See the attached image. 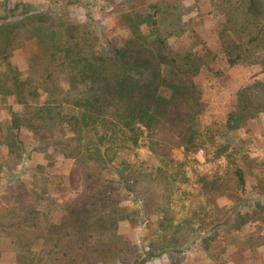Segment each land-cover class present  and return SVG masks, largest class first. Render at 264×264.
<instances>
[{
    "label": "trees",
    "instance_id": "obj_1",
    "mask_svg": "<svg viewBox=\"0 0 264 264\" xmlns=\"http://www.w3.org/2000/svg\"><path fill=\"white\" fill-rule=\"evenodd\" d=\"M83 2L46 0L34 8L0 0V103L7 112L0 120V262L146 264L183 253L199 236L209 250L220 230L235 222L236 229L248 221L264 223V196L244 214L214 205V215L178 216L172 205L179 174L185 177L183 168L206 146L226 153L238 189L245 186L238 144L218 143L215 126L201 123L205 103L194 80L208 58L192 50L173 53L167 44L180 27L172 13L178 3L122 11L117 19L128 36L100 43L94 19L88 14L79 22L69 11ZM212 2L224 17L217 33L226 63L264 72V0ZM29 41L36 50L19 70L11 54ZM261 91L256 103L238 94L227 127L239 128L264 112V86ZM141 147L160 165L139 160L134 151ZM176 148L182 149L181 162L172 158ZM32 153L72 163L69 180L77 184L69 198L64 179L41 164L26 183L17 169ZM199 180L215 197L224 195L214 181ZM123 221L148 223L141 251L118 233Z\"/></svg>",
    "mask_w": 264,
    "mask_h": 264
},
{
    "label": "rangeland",
    "instance_id": "obj_2",
    "mask_svg": "<svg viewBox=\"0 0 264 264\" xmlns=\"http://www.w3.org/2000/svg\"><path fill=\"white\" fill-rule=\"evenodd\" d=\"M16 2L26 3L34 8L46 5V0H9V7L14 6ZM176 2L180 7L177 11L172 10V13L180 21L178 22L180 27L176 33L167 38V44L173 53L181 54L186 50H192L202 56L205 53L204 59L208 58L205 61L207 68L204 67L205 69L194 80L205 103L201 123L204 127L215 126L218 143L230 147L234 146V143L238 144L237 160L245 173V186L243 191L238 189L226 153L217 155L215 148L206 146V149H198L183 168L185 177L183 178L182 173L179 174L178 182L173 188L172 205L178 216L191 215V212L202 215L203 211L214 215V205H218L231 215L233 210L244 214L255 200L264 196L262 195L264 188H261L264 184V112L247 118L242 125H240L241 121H238L240 127L236 129L227 127L226 123L229 114L236 111L238 94L241 91L251 101L263 94L261 88L264 86V72L259 68L229 66L226 63L218 44L217 33L219 25L224 22V17L213 8L212 0H131L130 4L126 0H114V2L85 0L80 6L70 7L69 11L74 20L79 22H85L88 14L94 19L95 24L92 29L101 32L98 34L100 43L107 41L121 43L128 36V31L119 23L117 19L119 13L131 7ZM34 50H36L35 41L23 44L12 52L10 63L19 70H25L27 58ZM8 102L14 104V99L9 97ZM5 119H7L6 106L0 103V120ZM230 124L232 127L235 125L234 121ZM28 139L26 135L27 142ZM200 150L202 156L198 155ZM134 152L139 160L145 161L150 167L160 165L157 158L145 148H138ZM130 158L133 160V156ZM172 158L176 162L183 161L182 149H174ZM193 159L195 162L192 161ZM37 164L45 166L50 175L64 179L68 188L66 196L69 198L73 187L77 184L76 180H69L75 173L72 163L60 158L48 162L41 155L32 153L30 160L24 162L22 169L21 166L17 169L24 172L23 179L27 184L29 174ZM201 176L214 181L224 195L215 197L207 191L199 180ZM213 198L215 203H212ZM126 205L129 208L133 207L129 202H126ZM260 216H264L263 213H260ZM198 224L199 222L196 221V226ZM235 226L236 222L220 230L217 241L211 242L209 250L204 249L199 236L195 238V244L186 248L183 253L171 258L162 255L146 264H177V259L180 264H264V223L248 221L237 229ZM149 229L146 222L132 226L123 221L119 223L118 233L141 251L145 246ZM0 264L12 263L8 258H4ZM115 264H130V261H117Z\"/></svg>",
    "mask_w": 264,
    "mask_h": 264
},
{
    "label": "built area",
    "instance_id": "obj_3",
    "mask_svg": "<svg viewBox=\"0 0 264 264\" xmlns=\"http://www.w3.org/2000/svg\"><path fill=\"white\" fill-rule=\"evenodd\" d=\"M198 155L199 156H202V151L201 150L198 152Z\"/></svg>",
    "mask_w": 264,
    "mask_h": 264
}]
</instances>
